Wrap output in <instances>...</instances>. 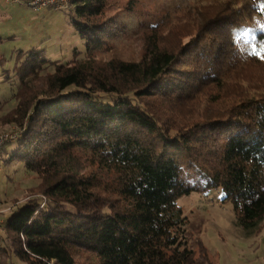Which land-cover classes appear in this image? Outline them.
<instances>
[{
	"label": "trees",
	"instance_id": "1",
	"mask_svg": "<svg viewBox=\"0 0 264 264\" xmlns=\"http://www.w3.org/2000/svg\"><path fill=\"white\" fill-rule=\"evenodd\" d=\"M115 1L71 0L81 58L16 50L6 69L0 54L16 80L0 120L26 122L0 164L39 180L2 226L0 264H213L201 240L186 246L177 205L213 189L241 228L264 219V0L212 1L189 25L150 19L138 61H102L126 29Z\"/></svg>",
	"mask_w": 264,
	"mask_h": 264
},
{
	"label": "rangeland",
	"instance_id": "2",
	"mask_svg": "<svg viewBox=\"0 0 264 264\" xmlns=\"http://www.w3.org/2000/svg\"><path fill=\"white\" fill-rule=\"evenodd\" d=\"M212 1L224 0H140L136 12L125 13L122 7L126 0H116L108 14L119 12L126 29L113 40L111 49L97 54V58L138 61L142 54V23L170 14L178 25H189L195 17L194 9ZM71 9L72 6L61 12L35 10L21 4L4 5L0 0V54L6 58L5 68H10L16 50L42 48L46 51V59L58 64L69 61L74 54L83 57V40L69 23ZM46 70L52 71V68ZM2 81L0 75V118L15 105L16 80ZM203 106V103H196L193 109ZM25 126L26 122L20 127L16 123L3 124L0 120V136H21ZM14 146L9 145L10 148ZM38 182L37 176L27 172L22 164H0V242L5 238L3 224L17 206L28 197H36ZM37 196L42 203L44 196ZM223 197L220 189H213L202 194L190 193L177 201L186 218L181 228L186 246L195 249L196 240H201L213 264H264V219L253 231L241 228L232 206L222 202Z\"/></svg>",
	"mask_w": 264,
	"mask_h": 264
},
{
	"label": "built area",
	"instance_id": "3",
	"mask_svg": "<svg viewBox=\"0 0 264 264\" xmlns=\"http://www.w3.org/2000/svg\"><path fill=\"white\" fill-rule=\"evenodd\" d=\"M2 4H21L25 7H29L35 10L52 9L54 11H65L71 5V0H1ZM19 136L17 135H1L0 136V149L2 146L8 142H15ZM49 200L42 197V205H44Z\"/></svg>",
	"mask_w": 264,
	"mask_h": 264
}]
</instances>
